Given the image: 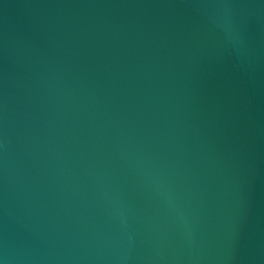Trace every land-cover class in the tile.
Wrapping results in <instances>:
<instances>
[{"label":"water","instance_id":"water-1","mask_svg":"<svg viewBox=\"0 0 264 264\" xmlns=\"http://www.w3.org/2000/svg\"><path fill=\"white\" fill-rule=\"evenodd\" d=\"M0 264H264V0H0Z\"/></svg>","mask_w":264,"mask_h":264}]
</instances>
